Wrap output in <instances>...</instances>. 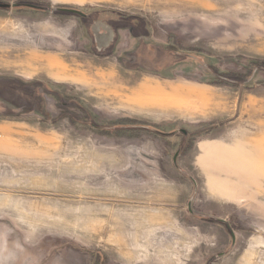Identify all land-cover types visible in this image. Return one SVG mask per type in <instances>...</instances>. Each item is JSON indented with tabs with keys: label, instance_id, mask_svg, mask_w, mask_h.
I'll use <instances>...</instances> for the list:
<instances>
[{
	"label": "rangeland",
	"instance_id": "rangeland-1",
	"mask_svg": "<svg viewBox=\"0 0 264 264\" xmlns=\"http://www.w3.org/2000/svg\"><path fill=\"white\" fill-rule=\"evenodd\" d=\"M0 5V264H264V0Z\"/></svg>",
	"mask_w": 264,
	"mask_h": 264
},
{
	"label": "water",
	"instance_id": "water-1",
	"mask_svg": "<svg viewBox=\"0 0 264 264\" xmlns=\"http://www.w3.org/2000/svg\"><path fill=\"white\" fill-rule=\"evenodd\" d=\"M62 11H66V12H70V13L79 14V12H77V11H74V10H67V9H62Z\"/></svg>",
	"mask_w": 264,
	"mask_h": 264
},
{
	"label": "crops",
	"instance_id": "crops-1",
	"mask_svg": "<svg viewBox=\"0 0 264 264\" xmlns=\"http://www.w3.org/2000/svg\"><path fill=\"white\" fill-rule=\"evenodd\" d=\"M239 203H240V205H242V204H241L242 202L239 201Z\"/></svg>",
	"mask_w": 264,
	"mask_h": 264
},
{
	"label": "trees",
	"instance_id": "trees-1",
	"mask_svg": "<svg viewBox=\"0 0 264 264\" xmlns=\"http://www.w3.org/2000/svg\"><path fill=\"white\" fill-rule=\"evenodd\" d=\"M0 7H3L2 5H0Z\"/></svg>",
	"mask_w": 264,
	"mask_h": 264
},
{
	"label": "bare ground",
	"instance_id": "bare-ground-1",
	"mask_svg": "<svg viewBox=\"0 0 264 264\" xmlns=\"http://www.w3.org/2000/svg\"><path fill=\"white\" fill-rule=\"evenodd\" d=\"M47 62V61H46Z\"/></svg>",
	"mask_w": 264,
	"mask_h": 264
}]
</instances>
